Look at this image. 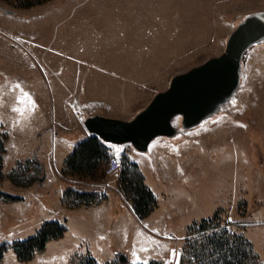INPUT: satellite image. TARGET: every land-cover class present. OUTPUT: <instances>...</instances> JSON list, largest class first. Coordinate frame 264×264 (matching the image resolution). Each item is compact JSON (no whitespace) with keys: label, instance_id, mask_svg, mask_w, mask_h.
Segmentation results:
<instances>
[{"label":"rangeland","instance_id":"374dc122","mask_svg":"<svg viewBox=\"0 0 264 264\" xmlns=\"http://www.w3.org/2000/svg\"><path fill=\"white\" fill-rule=\"evenodd\" d=\"M258 13L264 0H48L27 9L0 0V244L46 221L66 227L31 260L9 249L0 264H78L87 255L187 264L190 225L213 215L212 231L249 240L264 264V38L243 53L232 95L199 124L184 128L175 116V134L145 151L104 142L120 169L100 180L63 172L74 145L92 135L86 118L132 120L174 76L221 55L232 30ZM125 154L155 173L157 204L144 218L119 188ZM67 189L97 199H65Z\"/></svg>","mask_w":264,"mask_h":264},{"label":"trees","instance_id":"16d2710c","mask_svg":"<svg viewBox=\"0 0 264 264\" xmlns=\"http://www.w3.org/2000/svg\"><path fill=\"white\" fill-rule=\"evenodd\" d=\"M18 8H31L48 0H5ZM5 136L0 135V179L2 178ZM122 169L119 176V188L126 199L131 202L134 213L139 218L149 215L156 207L157 201L144 182V176L135 162L122 155ZM109 158V146L95 135L87 136L77 142L63 161V172L66 175L100 180L105 177V167ZM63 197H75L82 203L97 199L94 192L67 189ZM216 216L193 222L189 230L197 233L186 239V257L192 256L193 261L187 264H261L251 242L241 235L232 234L225 228L212 231ZM66 227L57 221H46L34 235L12 243L0 244V260L11 249L18 260L28 261L36 252L42 251L51 240L62 237ZM78 264H128L125 256L100 263L87 255ZM149 264H161L153 261Z\"/></svg>","mask_w":264,"mask_h":264},{"label":"water","instance_id":"95a60500","mask_svg":"<svg viewBox=\"0 0 264 264\" xmlns=\"http://www.w3.org/2000/svg\"><path fill=\"white\" fill-rule=\"evenodd\" d=\"M263 38L264 13L252 14L232 30L221 55L174 76L169 87L157 93L132 120L96 115L86 118L84 126L106 143H130L139 151H145L158 136L172 137L175 116L181 117L184 128L196 126L232 95L243 53Z\"/></svg>","mask_w":264,"mask_h":264},{"label":"crops","instance_id":"0c3cea01","mask_svg":"<svg viewBox=\"0 0 264 264\" xmlns=\"http://www.w3.org/2000/svg\"><path fill=\"white\" fill-rule=\"evenodd\" d=\"M126 153L130 157V153L128 151ZM151 155H152V157H151L152 166L154 167L155 166V146L152 147ZM132 161H134L138 165L139 169L141 170V172L144 176L145 184L149 187V189L152 191V193L155 196V193L157 192L155 190V173H153L154 176L151 175L150 171H149V167L145 166V163L141 162L140 158L137 157L135 160H132Z\"/></svg>","mask_w":264,"mask_h":264},{"label":"built area","instance_id":"2783aa9c","mask_svg":"<svg viewBox=\"0 0 264 264\" xmlns=\"http://www.w3.org/2000/svg\"><path fill=\"white\" fill-rule=\"evenodd\" d=\"M120 169V161L115 149L111 148L109 152V158L105 167V176L111 175ZM168 237H172V234H168Z\"/></svg>","mask_w":264,"mask_h":264}]
</instances>
